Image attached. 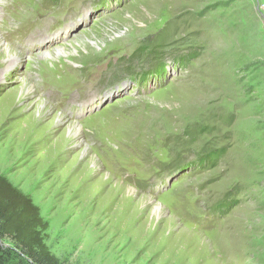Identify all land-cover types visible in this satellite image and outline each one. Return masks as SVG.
Segmentation results:
<instances>
[{
    "label": "rangeland",
    "instance_id": "obj_1",
    "mask_svg": "<svg viewBox=\"0 0 264 264\" xmlns=\"http://www.w3.org/2000/svg\"><path fill=\"white\" fill-rule=\"evenodd\" d=\"M0 24V176L54 256L264 264V0H3Z\"/></svg>",
    "mask_w": 264,
    "mask_h": 264
},
{
    "label": "trees",
    "instance_id": "obj_2",
    "mask_svg": "<svg viewBox=\"0 0 264 264\" xmlns=\"http://www.w3.org/2000/svg\"><path fill=\"white\" fill-rule=\"evenodd\" d=\"M189 60L183 59V62ZM223 150L204 154L200 164H215ZM228 204L217 211L225 210ZM48 224L39 208L7 178L0 176V264H14L19 258L26 264H67L54 256L45 243ZM10 241L12 246H5Z\"/></svg>",
    "mask_w": 264,
    "mask_h": 264
},
{
    "label": "bare ground",
    "instance_id": "obj_3",
    "mask_svg": "<svg viewBox=\"0 0 264 264\" xmlns=\"http://www.w3.org/2000/svg\"><path fill=\"white\" fill-rule=\"evenodd\" d=\"M3 0H0V3L2 2ZM0 26H1V24H0ZM72 28V27H71ZM1 50H4V52H8L6 55H3L1 58H0V61L1 60H5V58H7L9 61H11V63H15V61H17V59L19 58V56L17 55V54H10L9 53V48H8V46L7 45H4L3 44V42H0V51ZM37 52V51H36ZM38 53V52H37ZM64 72V74L65 73H69V70H67L66 71V69H62V72L61 73H63ZM12 99H13V95H9V97H8V100L9 101H12ZM40 117H42V114H41V112H40ZM39 117V118H40ZM62 118V117H61ZM64 119V118H63ZM50 123H51V121H50Z\"/></svg>",
    "mask_w": 264,
    "mask_h": 264
}]
</instances>
